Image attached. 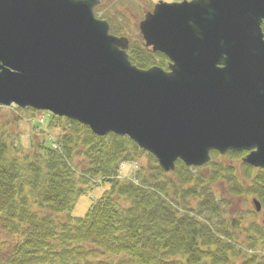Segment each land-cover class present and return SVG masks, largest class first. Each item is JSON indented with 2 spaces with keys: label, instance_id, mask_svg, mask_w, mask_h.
Segmentation results:
<instances>
[{
  "label": "water",
  "instance_id": "obj_1",
  "mask_svg": "<svg viewBox=\"0 0 264 264\" xmlns=\"http://www.w3.org/2000/svg\"><path fill=\"white\" fill-rule=\"evenodd\" d=\"M100 0H0V106L127 137L162 171L210 152L264 170V0L158 2L139 23L168 70L129 61ZM254 205L258 208L257 202Z\"/></svg>",
  "mask_w": 264,
  "mask_h": 264
},
{
  "label": "trees",
  "instance_id": "obj_2",
  "mask_svg": "<svg viewBox=\"0 0 264 264\" xmlns=\"http://www.w3.org/2000/svg\"><path fill=\"white\" fill-rule=\"evenodd\" d=\"M114 17L120 16L99 19L114 35L132 33ZM127 53L139 69L165 68V57L138 40ZM28 110L48 115L28 149L13 140L11 122L0 118V264H263L256 254L241 258L237 251L232 237L240 220L213 188L217 172L200 171L212 163L187 168L177 162L166 173L148 155L146 167L121 178V165L147 155L134 142L111 133L98 137L75 121ZM257 175L248 192L238 189L234 176V188L264 205V172ZM106 186L84 217L72 216L82 196ZM255 225L249 249L264 238L263 226Z\"/></svg>",
  "mask_w": 264,
  "mask_h": 264
},
{
  "label": "rangeland",
  "instance_id": "obj_3",
  "mask_svg": "<svg viewBox=\"0 0 264 264\" xmlns=\"http://www.w3.org/2000/svg\"><path fill=\"white\" fill-rule=\"evenodd\" d=\"M184 0H109L104 5L100 6L95 10V14L98 18L106 17L107 15L112 16L117 15L120 17H114L115 22L119 23L121 28H127L126 31L131 30V34L128 35L130 37L128 40L134 41L140 37L137 25L131 24V22L137 23L142 19L143 15L147 11H151L153 5L158 2L163 3H179ZM191 1V0H187ZM132 15V17H131ZM131 17L127 20L128 17ZM113 18V17H112ZM135 19V20H133ZM131 22H130V21ZM130 23H128V22ZM125 30V29H124ZM141 40V39H139ZM142 41V40H141ZM15 109L17 107H4L0 106V118L4 122L8 123V127L12 130V134L14 135V139L17 143L21 144L22 148L28 149L30 141L33 137H40L42 134L37 130L38 126H45L48 115L33 113L28 110L30 108L21 109V112H16ZM19 109V108H18ZM33 110V109H32ZM52 136L56 134V132H50ZM147 154V153H146ZM149 154L143 155L142 157L131 161L125 165H121L119 175L121 178H129L138 170H141L143 167H146L150 158ZM244 154L240 155H223V156H212L210 161V166L208 168H204L200 170L201 172H206L209 177H211L215 172H217L218 179L213 183V188H215V192L219 194L223 198L224 201L230 202L231 206H225L227 212L231 217L240 220V224L234 228L233 237L236 242L237 251L242 258V255L247 253L256 254L258 257H261L262 263L264 264V238L261 237V241L259 240L260 245H257L256 249L249 246V239L252 238L256 230H259L255 224H260L263 226L261 219H254L248 216V212L246 211L248 204L245 203L246 196H242L240 190L247 191L251 190L248 186L253 185L255 177L253 179L250 178L251 173L247 174V169L240 163V158ZM245 156H243L244 158ZM243 167V168H242ZM234 176H237L238 189L234 188L236 181L233 179ZM107 188H94L88 194L82 196L74 210L72 211V216L77 218H82L85 216L87 211L89 210L91 204L97 200L102 192ZM240 208L243 209L241 212ZM244 214V217L242 215ZM243 217V219H240ZM241 246V248H240ZM249 249V250H248ZM240 262V260H237Z\"/></svg>",
  "mask_w": 264,
  "mask_h": 264
},
{
  "label": "flooded vegetation",
  "instance_id": "obj_4",
  "mask_svg": "<svg viewBox=\"0 0 264 264\" xmlns=\"http://www.w3.org/2000/svg\"><path fill=\"white\" fill-rule=\"evenodd\" d=\"M167 67H168V61L166 60V62H165V68H163V67H160V68H162V69H164V70H167ZM241 155L242 154H244L243 156H246V153H240ZM243 156L240 158V163H239V165H243L247 170L248 169H251V171H250V173L252 174L250 177H252V176H254V175H256L257 174V172H261L262 170H259V169H255V168H251V167H249L248 168V166H246V165H244V163L242 162V160H243ZM243 168V167H242ZM251 200V199H250ZM247 201L248 202V207H247V209H246V211L249 213V216L251 217V218H254V219H261V222H262V224H263V228H264V205L262 204V202L260 203V209H259V211H257L255 208H253L252 207V205H251V201ZM240 210H241V212H243V209L242 208H240ZM264 230V229H263Z\"/></svg>",
  "mask_w": 264,
  "mask_h": 264
}]
</instances>
